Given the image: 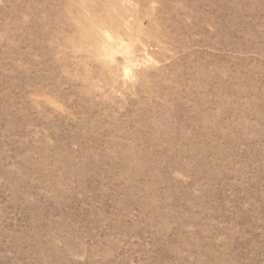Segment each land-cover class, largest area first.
<instances>
[{
	"label": "rangeland",
	"instance_id": "374dc122",
	"mask_svg": "<svg viewBox=\"0 0 264 264\" xmlns=\"http://www.w3.org/2000/svg\"><path fill=\"white\" fill-rule=\"evenodd\" d=\"M0 264H264V0H0Z\"/></svg>",
	"mask_w": 264,
	"mask_h": 264
}]
</instances>
